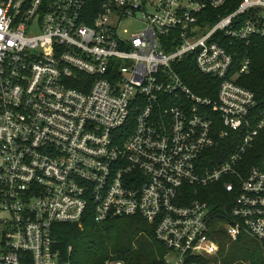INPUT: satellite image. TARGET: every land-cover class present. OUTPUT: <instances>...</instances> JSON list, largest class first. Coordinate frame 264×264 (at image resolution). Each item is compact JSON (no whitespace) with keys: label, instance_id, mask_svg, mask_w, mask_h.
I'll return each mask as SVG.
<instances>
[{"label":"built area","instance_id":"2783aa9c","mask_svg":"<svg viewBox=\"0 0 264 264\" xmlns=\"http://www.w3.org/2000/svg\"><path fill=\"white\" fill-rule=\"evenodd\" d=\"M91 1L0 0V264H69L54 227L90 213L154 225L167 264L216 256L198 198L215 184L229 237L264 253V94L243 85L264 0ZM190 59L205 95L178 73Z\"/></svg>","mask_w":264,"mask_h":264},{"label":"trees","instance_id":"16d2710c","mask_svg":"<svg viewBox=\"0 0 264 264\" xmlns=\"http://www.w3.org/2000/svg\"><path fill=\"white\" fill-rule=\"evenodd\" d=\"M240 1L234 0L233 3ZM100 2L101 0L91 1L87 11L92 13V17L98 13ZM235 8L231 7V11ZM225 13V9L219 11L216 19L224 16ZM245 54L253 60V72L244 78L243 85L262 99L264 39L257 40V46L245 51ZM178 73L197 94L205 95L203 92L205 85L216 83L200 73L193 59L178 65ZM215 154L218 155L216 158L218 165L226 161L230 151L224 149ZM220 155H223V158L220 159ZM198 198L207 203L212 211L214 216L212 228L215 240L220 245V251L216 256L198 257L192 261L193 264H264L263 248L258 242L246 233H242L238 240L234 241L224 227L232 223L231 211L235 197L222 185L215 184L201 189ZM90 214L84 218L81 225L58 224L54 227V238L58 241V250L64 263L167 264L169 251L156 239L154 225L139 217L97 223L92 213Z\"/></svg>","mask_w":264,"mask_h":264},{"label":"rangeland","instance_id":"374dc122","mask_svg":"<svg viewBox=\"0 0 264 264\" xmlns=\"http://www.w3.org/2000/svg\"><path fill=\"white\" fill-rule=\"evenodd\" d=\"M134 24H136V23H134ZM255 241V240H254ZM170 264H175V261H170Z\"/></svg>","mask_w":264,"mask_h":264}]
</instances>
